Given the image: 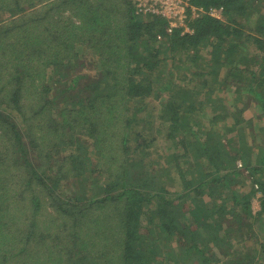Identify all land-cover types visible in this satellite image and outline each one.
I'll return each mask as SVG.
<instances>
[{
    "label": "trees",
    "instance_id": "1",
    "mask_svg": "<svg viewBox=\"0 0 264 264\" xmlns=\"http://www.w3.org/2000/svg\"><path fill=\"white\" fill-rule=\"evenodd\" d=\"M184 1L0 0V264H264V0Z\"/></svg>",
    "mask_w": 264,
    "mask_h": 264
},
{
    "label": "rangeland",
    "instance_id": "2",
    "mask_svg": "<svg viewBox=\"0 0 264 264\" xmlns=\"http://www.w3.org/2000/svg\"><path fill=\"white\" fill-rule=\"evenodd\" d=\"M161 1H165V0H161ZM138 2L141 3V4L138 3V5H141V6H143L145 8L144 11L146 13H148V12L152 13L151 10H158L157 8L159 6V3L157 2V0H138ZM179 8L180 7H177V10H179ZM157 16H160V15H157ZM216 16L217 17H221L219 15V13H217ZM160 17H162V16H160ZM162 18H164V17H162ZM243 21L245 22L244 25H246V28H247V20H246L245 17L243 18ZM249 26H252V25L249 24ZM182 28H184L185 32H188V29L186 27H184V22H183V27ZM243 48L247 49L245 47H243ZM249 53L250 54H249L248 57L250 58L252 56V54L254 53L253 49L250 48ZM247 59L248 58H246L245 60H247ZM168 65L169 66L172 65L171 61L168 62ZM174 65L175 66H172V68H171V70H173V72H174V75H181L182 76L183 74H185L186 78H187L186 82H188V80L192 78V76L190 75L189 69L187 68V66H190L189 62H187L185 60L184 56H181L180 60H177L176 64H174ZM88 70H90V69H88ZM88 70L85 69L84 71L88 72ZM193 85H194V82L192 81L189 84V88L193 87ZM230 98L232 100H234V96H231ZM228 99H229V97H228ZM242 101H243V103H241L240 106H242V104L244 105V111H245V115H246L247 120L248 119L250 121L254 120L255 123H256L255 124V129H256V133H257L256 134V144L259 145V144L263 143V141H264V133L259 132L261 124H260V122H258V119L262 120V118H261L262 116H261L260 112L256 110V108L254 106V102H251V104H250L251 109H249L247 111V109H248V107H247V97L245 96V99H243ZM207 106H209V105H207ZM199 114H200V116H207L208 114H210V108H206V110H204L202 112H199ZM204 118H206V117H204ZM144 121H147V119H145ZM218 127L220 128V125ZM146 130H148V129H146V127H145L142 130H140V131L143 133V135H144L146 140H150L151 136L147 135V133H146L147 131ZM132 137H134V136H132ZM230 138H232V139L229 141ZM135 139H136V137L132 138V140L130 142V146H132V147L134 146ZM245 140L247 141L246 138H245ZM145 142L147 144V141H145ZM226 144H227L228 147L230 146V149H234V150H236L237 147H239L240 142H239V139H238L237 132L235 130L228 134V140H226ZM164 149L165 148L163 146V143H160V141L159 142L158 141L154 142V145L151 148L147 149L148 153H149V151L152 152V153L148 154L149 155V160L151 162H154L163 153ZM158 160H160V159H158ZM235 164H236V166L238 168H241V169L244 168L241 160H239V159L236 161ZM242 172L247 176V172H245V170H242ZM246 188H247V183H246ZM173 189L174 188H172L171 190H173ZM258 209H259V203H258V201L256 199H253V202H252L253 213L257 212ZM259 223H264V220L263 221H259L254 226V228H256V226H258ZM257 229H259V230H257ZM257 229L256 230H257L258 233H259L260 230L263 229V231L260 232V236L259 237H261V234L264 235V227L263 228L257 227ZM261 240H262V238H261ZM255 247L257 248L258 244H256Z\"/></svg>",
    "mask_w": 264,
    "mask_h": 264
},
{
    "label": "built area",
    "instance_id": "3",
    "mask_svg": "<svg viewBox=\"0 0 264 264\" xmlns=\"http://www.w3.org/2000/svg\"><path fill=\"white\" fill-rule=\"evenodd\" d=\"M159 3L158 10H151L152 14L160 15L164 17L168 26L166 31L171 32L173 28L183 26L185 18V6L187 3L183 0H157ZM177 7H180L177 10ZM210 15L216 16L215 10L209 11ZM217 17V16H216Z\"/></svg>",
    "mask_w": 264,
    "mask_h": 264
}]
</instances>
